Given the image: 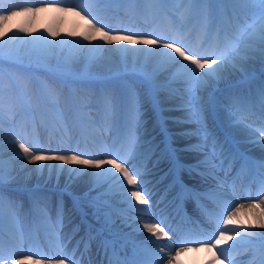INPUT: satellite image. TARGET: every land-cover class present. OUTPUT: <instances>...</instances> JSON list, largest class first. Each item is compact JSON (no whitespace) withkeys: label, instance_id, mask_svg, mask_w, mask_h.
Segmentation results:
<instances>
[{"label":"snow or ice","instance_id":"1","mask_svg":"<svg viewBox=\"0 0 264 264\" xmlns=\"http://www.w3.org/2000/svg\"><path fill=\"white\" fill-rule=\"evenodd\" d=\"M41 2L44 3V0ZM247 3L248 0H53L52 3H44V8H36L24 7L10 0H0V22L13 16L36 13L45 8L56 12L73 11L78 16L84 13V19L92 18L88 20L89 30L80 34L88 44L66 38L56 40V32H51L53 39L42 34L21 36L13 33L8 36V33H3L0 35V65L8 62L22 66L25 60L42 65L56 59L62 62L65 68L71 69L80 59L82 50L87 49V69L101 58L105 50L102 44L91 43L95 36L99 35L100 39L108 44L120 45L116 51L122 54L125 65L129 54H143L141 75L150 94L159 95L166 92L170 97L179 96L181 102L175 111L182 115L176 116L175 122L193 125L191 130L182 131L179 135L186 138L196 137L197 144L176 149L168 143L161 149L154 141L144 140L141 136L144 113L135 88L129 86L125 90L119 107L114 92L105 89L100 95L99 109L106 125L109 122L114 126L119 123L118 137L111 142L92 137L93 144L89 147L86 143V150L79 146L76 149L52 150L42 147L35 135L31 139L27 136L30 115L27 110V82L12 76L5 82L4 75L0 72V140H3L5 131L3 125L7 123L9 135L16 137L14 144L18 146V151L13 149L16 151L15 158L26 159L28 163L35 164L37 171L47 168L50 174L55 171L57 175L64 170L63 165L83 166L68 169L70 173L77 175L93 169L90 175L94 188L106 186L102 195H119L122 202L126 203L128 209L135 212L138 218H145L134 231L137 234L147 232L149 235L133 246L130 259L118 264H173L174 261L179 264L181 253L189 249L198 251L200 247L212 252L216 259L221 260V264H241V257L245 258L243 264H264V233L257 237L253 231L254 227L264 229V211L255 226L250 221L245 225L236 218L239 207L243 205L233 208L226 190L217 187L204 197L190 192L196 195L198 201L211 200L210 206H201L204 220L198 230L185 228L183 220L177 223L176 227L163 218H160L159 222H149L153 218L152 193L146 186V177L151 174L149 164L158 167L164 160L172 162L170 174L173 182L181 183L178 173L184 166L176 156L178 151H192L201 155L203 159L196 165L188 166V170L191 173L195 169L203 168L204 171L198 174L205 178L215 179L217 168L223 169L227 163L224 159L226 145L209 129L203 97L199 93L214 81L221 79L225 71L237 68L253 55L258 53L264 58V0H255V5L247 8L243 18L234 14L237 5ZM65 4L74 6L61 7ZM110 14L119 15L122 21L143 27L113 28L107 22ZM225 17L230 25L227 29L218 26L224 22ZM161 25L166 26L169 34L161 33ZM194 34L199 39L197 44H193L189 39ZM137 45L145 47H136ZM41 90L49 106L55 108L61 93L44 82H41ZM258 97L261 108L264 109V84L258 89ZM253 99L234 96L231 99V107L236 112H242L246 104ZM32 126L35 129L34 118ZM255 132V142L264 146V124L256 128ZM2 148L3 144L0 143V149ZM2 156L0 151V264H67L68 261H71V264H80L76 259L75 249L70 253L66 251L68 245L61 235L64 225L62 203L58 205L56 223L49 225V235L50 242L60 249L59 255L64 258L35 259V256L43 254L25 255L23 251H17L23 248L31 236L26 237L23 230L15 226L19 224L18 206L14 200L6 199L3 194L4 184L11 178V174L9 171L6 176ZM217 160L219 164L215 163ZM51 161L61 163L59 166L44 163ZM259 167L264 172V163ZM181 186L183 187L182 184ZM261 191L264 192V177L261 179ZM33 205L42 220L50 219L44 198L35 197ZM260 205H264V199H260L259 203H251L249 207L254 209ZM6 218L9 222L7 234L4 228ZM229 224L238 227L229 230ZM159 238H164L167 243L163 247H151L157 244ZM229 241L232 243L228 244ZM238 247L243 248V251L231 255L230 250ZM165 248L168 249L167 252ZM28 251L31 252V249ZM208 264L212 262L209 261Z\"/></svg>","mask_w":264,"mask_h":264},{"label":"bare ground","instance_id":"2","mask_svg":"<svg viewBox=\"0 0 264 264\" xmlns=\"http://www.w3.org/2000/svg\"><path fill=\"white\" fill-rule=\"evenodd\" d=\"M255 0H248V3L239 4L236 6L234 10V14L238 15L239 8H246L248 5H252ZM10 2L24 6V7H36V8H44V3H52L53 0H44V3L41 0H10ZM74 5H61V7L71 8ZM79 11V10H78ZM84 13L81 15H76L73 11H66V12H56L52 9L45 8V10L36 12V13H26L23 15L13 16L7 21L0 22V35L3 33H8V36H11L13 33L18 35H47L50 39H53L51 36V32H56L57 36L54 37L56 40H60L61 38H66L68 40H80L84 44H88V41H84L83 37L80 35L81 33H85L89 30L88 20H91V17L88 19H84ZM225 21H227V17H225ZM111 24L113 28H123V27H143L141 25L130 24L126 20L122 21V17L116 14H110V19L107 21ZM95 23V21H93ZM220 26V24L218 25ZM230 25L228 24V28ZM24 29L25 31H20ZM149 31L151 29H148ZM107 31V29H105ZM161 33L162 34H169L167 33V29L165 25H161ZM193 44H197L199 42L197 35H192L189 37ZM93 44H102L104 46V51L101 58L92 66L86 69L87 64V49L82 50V54L80 59L74 63L71 69H67L64 67L62 62H58L56 59H51L46 64H36L35 62H31L29 60H25L28 65L32 66L34 69L37 70L35 73H19L15 71L12 66L15 65L8 62H5L7 66H10V70H8V78L9 76L19 78L25 82H27L28 87L27 90L29 93V103L27 107L31 108L35 114V122L36 127L35 129L28 126L26 129V133L29 139L36 136L37 139L40 140L41 146L45 148H51L52 150H56L58 148L63 149H76L79 146L82 150H86L85 146L79 145V136L82 131L86 128L89 129L91 127V120L96 121L99 125L95 128L96 132L99 133H107L110 135H104V140L111 142V138L114 136L112 133H118L119 123L117 125H112L111 122L109 124H105L103 120V114L100 111L99 99L101 93L105 89H111L114 94L118 95V107H119V93L125 92V90L131 86L135 88L137 91L141 104H142V111L144 113V126L141 129V136L144 140H151L154 141L155 144L160 145L162 148L161 143H157L159 138L162 136V128H166V131L172 130L175 133L172 134V140L170 141L171 145L175 146L176 149H184L187 148L189 145H195L198 143L196 137L186 138L179 135L180 132L185 130H191L193 125L190 124H177L175 122V117L182 115L180 112L175 111L176 106L181 102L179 96L177 97H170L165 92H161L159 95L150 94L149 89L145 80L141 75V63L143 61V54H139L138 56L135 54H129L127 57V65H125L124 58L122 54L116 49L120 46L116 43L108 44L107 42L100 39L99 35L95 36V39L91 42ZM127 47H133L132 45H126ZM136 47H145L143 45H137ZM264 58L257 53L252 56L251 59H248L242 63H240L237 68L229 69L225 71L223 77L217 81H214L206 90H202L199 95L203 97V104L205 110L208 111V99L209 102L212 98V91L216 88L222 87L224 85L234 84H244V79H252L255 73L259 72L262 61ZM139 61V62H137ZM24 63V62H23ZM53 71L57 74V76H63L70 78L65 83L57 82L55 79H52L47 76L48 72ZM262 72L258 74L261 76ZM264 74V72H263ZM75 78V81L71 80ZM8 80V79H7ZM41 82L47 83L48 85L57 89L61 96L58 101V108L63 113L62 122L58 120L55 116L54 110L52 107L45 105L48 109V112L51 115V119L54 121L49 123L48 121H44L40 118V113L38 114L36 110L35 100L38 98L37 95L41 89ZM173 87H180V85H173ZM71 88L72 91H75L73 97H78V90L82 91L84 94V99L96 101V111L90 112L89 117H81L77 112L71 109L68 101V96L65 98L63 92L67 91ZM118 92V93H117ZM253 93V92H252ZM250 92L247 96L253 97L255 100L254 95ZM67 94V93H66ZM256 94V93H255ZM258 94V93H257ZM256 94V95H257ZM72 93L70 92V97ZM222 95V94H221ZM124 93L122 94L123 99ZM46 98V96H45ZM47 99V98H46ZM224 103L219 105L217 101H215L214 111L216 114L219 115L225 129L231 135L232 138L238 140V144L248 149L254 156L258 158L264 159V146L255 142L257 140V133L255 130L250 129L249 127L243 125L242 123L236 122L230 116L229 111L233 110L231 107V99L224 97ZM66 101L68 106H66ZM81 102V101H80ZM82 103V102H81ZM89 103V101L85 102ZM226 103V104H225ZM228 106V107H227ZM253 110H259V118L258 120L252 116L250 113L254 112ZM82 111V109L80 110ZM210 111V110H209ZM163 113L162 117L164 121H159L156 115L158 113ZM209 114V112H207ZM242 121L247 124H250L254 127H261L264 124V109L261 108V104L259 99L255 100L254 107L250 105L245 106L244 111L240 112ZM76 114V115H75ZM79 121H82L83 124H80ZM167 124V125H166ZM208 127L212 126V121L210 120L209 116L207 118ZM90 125V126H89ZM3 127L5 131L3 133V140L0 142L3 144V148L0 149L2 151L3 156V164L5 169L6 176L11 174V178L6 180L3 193H11L13 190H20L23 192V198L19 200L12 199L16 202L17 208V216L19 219V224L15 225L23 230L24 234L29 227H33V231L37 234H42L41 226L37 223V219L39 221L42 220L36 213L33 205V200L35 197H41L46 200L47 203V210L49 220L44 221V225L51 224V221L57 217L58 205L61 203L63 204V212H64V226L68 229L71 228V233L76 236L80 234L82 228L84 227V222L80 219L78 220V211L84 210L88 214H90V220L96 222H103L105 218L109 219L111 222L110 226V233H114L115 237L118 239V243L121 245L119 248H130V251L127 252L133 254V246L138 244L141 240L147 237L149 234L147 232L137 234L134 231L139 224L141 223L143 217L138 218L137 214L128 209V205L122 202V198L119 195H108L104 196L102 193L106 191V186L104 187H93V178L91 177L90 173L94 171L93 169H88L87 172L77 175L76 173H70L68 169L70 167H83L80 165H63V171L56 174V172L49 173L48 169L45 168L43 171H37L35 164H30L26 159L20 160L16 159V151H18V146L14 144V140L16 139L15 136L9 135L8 124H4ZM224 132L227 133L226 130L222 129ZM19 131V129H17ZM211 131L217 133L218 131L216 128H212ZM251 131L252 133H250ZM113 133V134H114ZM256 135V140H251L250 136ZM218 139L221 138V135H217ZM78 138V139H77ZM236 142V141H235ZM91 147L92 142L89 143ZM164 144V143H163ZM226 145L225 151L230 149V145L226 140L223 142ZM16 151H13V149ZM22 155V153H21ZM179 163L183 162L186 166L181 169V173L185 178V183H190L192 186H199V188L203 190H211L222 187L226 190L228 199L233 200L234 203H238L235 207H239L243 205V207H239V211L236 213V218L242 221L245 225L251 222L253 226L257 224L258 219L260 218L262 210H264V205L262 208H250L249 205L252 202L243 201L244 197L242 196H235L234 190L232 186L227 182V180L218 179L214 180L212 178L206 179L205 176L200 175L198 173L203 172V168L195 169L191 173L188 170V166H193L198 163V161L202 160L203 157L196 152L192 151H178L176 153ZM164 161H162L160 165H162ZM46 165H57L59 166L61 162L51 161V162H44ZM215 163L219 164V160ZM149 169L151 174L146 177L147 188L151 192L152 189L155 188L154 193H152V215L153 217L156 216L159 212L157 206L160 204V208L162 210L168 208L170 204L165 202V195L159 196V199H156L158 189L156 186L163 180L167 178V176L162 177L161 179L158 178V172L160 167H153L152 164H149ZM156 171L157 175L153 174ZM264 177V172L261 173V178ZM253 180V179H251ZM245 179L241 181V184L246 183ZM240 186V183H238ZM237 186V187H238ZM59 191L62 190L64 193L59 192H49V190ZM248 193L254 195V182L251 181L248 188ZM260 192H261V184H260ZM200 196L204 197L200 192ZM259 196V195H258ZM257 196V197H258ZM100 200L103 205L97 204L93 202V199ZM260 199H264V192L263 196ZM260 199H257L258 201ZM205 201V206H210L211 201L209 199H203ZM31 203L30 207H27V202ZM256 203V202H255ZM100 205V206H99ZM233 207V208H235ZM120 208V209H119ZM174 210V208H172ZM230 209L229 211H231ZM36 215V219H32L29 217V213ZM124 213V214H119ZM202 215V213H201ZM159 218V214L156 216ZM201 222L203 223L204 217H200ZM152 219L150 220V222ZM101 223H97L99 225ZM95 225V224H92ZM91 226L89 222L88 228ZM223 227V226H222ZM238 227V225L229 224L227 225V229L231 230L232 228ZM5 233L7 234L9 228V222L7 218L5 219ZM257 231V237L260 236L261 233H264V229H260L259 227H254ZM69 230V229H68ZM65 231V230H64ZM89 231L87 230L85 233H81L82 236L89 235ZM64 233V236H63ZM61 232V235L64 238H67L66 231ZM230 234V231H229ZM7 239V235L5 236ZM91 242L97 243L98 239L92 235L90 236ZM156 239V238H154ZM130 241V243H128ZM54 248L53 253L56 256L64 258L63 255H59L60 249L55 246V244L48 242ZM167 241L164 238H159L156 245H151V247H163ZM232 242L229 241L228 244ZM43 247H46V244H42ZM228 245H222V247H227ZM69 247V244H68ZM106 247V246H105ZM31 249V252L28 249ZM234 250V252H231ZM17 251H23L25 255L33 254V253H40L38 248L34 249L32 245L26 242L22 249H17ZM67 251V249H66ZM167 252L168 249L165 248ZM243 248H235L230 250V254L236 255L238 252H242ZM46 250L42 253L43 255L35 256V259H44L46 257L45 254ZM89 260L80 258L77 259L80 261V264H96L97 263V250L94 249L93 245L89 246ZM245 258L241 257L240 261L242 262ZM179 264H198L199 261L203 262V264H208L209 261L212 264H221V260L216 259L212 252L208 251L205 247H200L198 251H194L189 249L188 251L181 253L178 258ZM173 264H176L174 261Z\"/></svg>","mask_w":264,"mask_h":264},{"label":"rangeland","instance_id":"3","mask_svg":"<svg viewBox=\"0 0 264 264\" xmlns=\"http://www.w3.org/2000/svg\"><path fill=\"white\" fill-rule=\"evenodd\" d=\"M253 5H255V1H254V3L252 4V5H248L245 9L243 8V16L247 13V8L248 7H251V6H253ZM10 66H12L13 67V69L15 70V71H18L19 73H35V72H37V70L36 69H34L32 66H30V65H28V63L26 62V61H24V63H23V65L22 66H20V65H10ZM10 66H7V64L6 63H3L2 65H0V72H2L3 73V75H4V78H5V82H7V79H8V70H10ZM47 76L48 77H50V78H52V79H55L57 82H64L65 83V85H66V81H68L70 78H67V77H63V76H57V74L56 73H54L53 71H51V72H48L47 73ZM71 80H73V81H75V78H72ZM26 91H27V95L29 96V91L26 89ZM40 94L42 95V97L43 98H45V94L43 93V91L40 89ZM166 93V92H165ZM63 94H64V96H65V98L67 97V94H66V92L64 91L63 92ZM230 94V93H229ZM229 94H227L226 96H229ZM36 102H35V105H36V110H37V112H38V114H39V109H38V103H37V100H35ZM66 106H68V103H67V101H66ZM56 108V107H55ZM29 109L31 110V108L29 107ZM57 110H58V108H56ZM32 111V110H31ZM87 115H88V113H86ZM33 115H35V114H33ZM41 117H42V115H41ZM233 119H234V121H237L238 119L234 116L233 117ZM1 143V142H0ZM18 195H19V197H20V195L21 194H17V197L16 198H18ZM13 196V195H12ZM14 198H15V196H13ZM106 225V224H105Z\"/></svg>","mask_w":264,"mask_h":264}]
</instances>
